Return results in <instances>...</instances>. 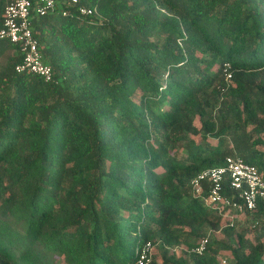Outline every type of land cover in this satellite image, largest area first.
<instances>
[{"label":"trees","instance_id":"16d2710c","mask_svg":"<svg viewBox=\"0 0 264 264\" xmlns=\"http://www.w3.org/2000/svg\"><path fill=\"white\" fill-rule=\"evenodd\" d=\"M76 1L32 21L50 82L0 42V264H264V198L231 226L191 186L264 179V0Z\"/></svg>","mask_w":264,"mask_h":264},{"label":"built area","instance_id":"2783aa9c","mask_svg":"<svg viewBox=\"0 0 264 264\" xmlns=\"http://www.w3.org/2000/svg\"><path fill=\"white\" fill-rule=\"evenodd\" d=\"M3 23L0 29V42L7 41L18 47L22 57L21 62L15 66L17 73H33L50 82L52 71L42 61L39 52L38 40L32 32V21L35 16L43 17L55 13L56 0H3ZM72 3H77L72 0ZM80 15H91L95 9L78 7ZM66 16V12L61 13ZM228 181L230 188L236 193L234 200L223 194V183ZM204 182L209 183L208 196L205 204H219L227 209L225 217L232 226L235 216L256 210L257 203L264 198V179L257 167L244 161L238 156L226 158L225 166L203 171L191 181L195 193L202 191ZM207 239L201 241L194 249L195 253L204 251ZM153 245L149 242L137 249V264H148L151 261ZM222 264H225L223 261Z\"/></svg>","mask_w":264,"mask_h":264},{"label":"rangeland","instance_id":"374dc122","mask_svg":"<svg viewBox=\"0 0 264 264\" xmlns=\"http://www.w3.org/2000/svg\"><path fill=\"white\" fill-rule=\"evenodd\" d=\"M225 264H230L229 260H227V262Z\"/></svg>","mask_w":264,"mask_h":264}]
</instances>
